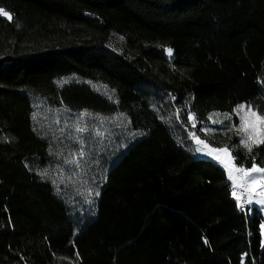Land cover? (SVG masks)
Segmentation results:
<instances>
[{"label":"trees","instance_id":"16d2710c","mask_svg":"<svg viewBox=\"0 0 264 264\" xmlns=\"http://www.w3.org/2000/svg\"><path fill=\"white\" fill-rule=\"evenodd\" d=\"M0 9L11 16L0 13V264H264L259 210L240 209L225 168L163 120V104L199 122L242 101L264 115V0H0ZM67 75L108 94L60 87ZM33 96L126 119L129 134L81 212L34 166L49 143L34 128ZM217 135L236 165L264 169V138L244 146Z\"/></svg>","mask_w":264,"mask_h":264},{"label":"rangeland","instance_id":"374dc122","mask_svg":"<svg viewBox=\"0 0 264 264\" xmlns=\"http://www.w3.org/2000/svg\"><path fill=\"white\" fill-rule=\"evenodd\" d=\"M72 82L86 83L95 90L108 94L99 84L76 75L63 76L57 80L60 87ZM32 98L34 128L49 143L46 161L41 162L36 159L34 166L41 176L54 184L55 192L65 200L72 213L77 210L81 212L85 202L90 205L94 202L103 176L118 146L117 140L124 142L126 135L129 134L126 119L120 113L100 115L75 111L67 108L63 103H56L40 96ZM167 105L163 104L166 112L163 120L177 133L185 136L192 153L199 158L216 160L224 168L230 169L236 164L231 158L227 144L224 141L219 142L217 134H220V137H227L228 133H233L237 136L238 142L244 146L258 144L264 138V115L245 101L235 104L229 113L211 114L205 122L197 121L184 106L174 109ZM234 117L237 119L236 122ZM122 145L123 143H120L119 147ZM254 165L257 169H263L259 165ZM252 169L253 165L250 170ZM225 171L228 176V171L226 169ZM249 172L253 173V177L245 170L249 179L248 195L242 193L239 182L238 188L234 189L230 182L231 192L233 195L235 191L233 197L237 204L244 203V199L247 205L244 207L245 210L252 211L256 207L261 213L260 234L261 246H263L264 172Z\"/></svg>","mask_w":264,"mask_h":264},{"label":"built area","instance_id":"2783aa9c","mask_svg":"<svg viewBox=\"0 0 264 264\" xmlns=\"http://www.w3.org/2000/svg\"><path fill=\"white\" fill-rule=\"evenodd\" d=\"M226 170L228 171V177H229V181L232 183V189L234 188H238V182L241 185L240 190L242 191V193L244 195H248V193L250 192L249 190V179L248 176L245 173V168L243 166H233L230 169L226 168ZM243 202H238V206L240 209L245 210L244 207H246V203L243 199ZM237 203V202H236Z\"/></svg>","mask_w":264,"mask_h":264},{"label":"snow or ice","instance_id":"6c2138e0","mask_svg":"<svg viewBox=\"0 0 264 264\" xmlns=\"http://www.w3.org/2000/svg\"><path fill=\"white\" fill-rule=\"evenodd\" d=\"M0 13H2L4 16H7L9 19H11L10 14L7 13V12H5L3 9H0ZM167 52H168L169 55H171L172 49L171 48L167 49ZM80 131H83V129H80ZM198 142H200V141H198ZM200 143H202V142H200ZM250 150H251V148L249 146V151ZM197 151H200V149H197ZM250 171H260V172H264V169H257L256 166L253 165V169L250 170ZM97 195H99V193H97ZM233 195H235V191L233 192Z\"/></svg>","mask_w":264,"mask_h":264},{"label":"crops","instance_id":"0c3cea01","mask_svg":"<svg viewBox=\"0 0 264 264\" xmlns=\"http://www.w3.org/2000/svg\"><path fill=\"white\" fill-rule=\"evenodd\" d=\"M194 154V153H193ZM195 156H197L196 154H194ZM231 158H232V160H233V156H231ZM214 161H216V160H214ZM216 162H218V161H216ZM221 166H223L220 162H218ZM224 167V166H223ZM226 169V168H225ZM250 169H251V167H249V168H245V170H246V172H247V174L248 175H250L251 177H253V173H251V172H249L250 171ZM249 176V177H250Z\"/></svg>","mask_w":264,"mask_h":264}]
</instances>
